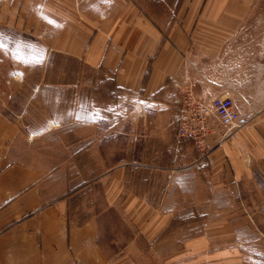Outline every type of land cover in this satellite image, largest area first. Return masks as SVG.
Wrapping results in <instances>:
<instances>
[{
    "label": "crops",
    "instance_id": "1",
    "mask_svg": "<svg viewBox=\"0 0 264 264\" xmlns=\"http://www.w3.org/2000/svg\"><path fill=\"white\" fill-rule=\"evenodd\" d=\"M0 25L32 36L44 51L45 66L64 61V72L43 74L39 84L60 89L49 90L53 105L68 100V118L51 121L46 129L86 132L70 143L60 141L66 157L71 160L74 146L82 153L94 144L104 146L105 118L95 99L102 83L122 94L111 95L113 104L107 106L116 141L124 109L143 116L141 122L155 136L144 137L146 142L160 148L151 156L156 160L147 166L151 170H134L129 131L128 158H116L107 170L103 166L90 175L103 183L106 204L135 231L117 254H107L111 245L102 239L99 216L90 212L79 220L70 214L71 179L89 174L73 173L61 160H38L17 123L0 115V264H137L142 257H199L198 244L216 246L223 235L211 230L177 249L165 248L170 239L162 234L176 209L168 204L169 194L192 193L195 208L215 209L196 205L212 202L198 197L197 179H211L204 183L211 194L229 192L264 163V0H0ZM186 84L206 102L230 98L249 122L224 136L225 129L211 119L208 155L201 157L191 142L180 140L177 152L169 154L173 164H164ZM132 126L136 129L137 121ZM94 127L102 132L97 139L89 136ZM184 156V165L193 166L179 169L175 163ZM136 172L149 179L143 190L134 183ZM185 176L194 179L191 192L176 180ZM138 234L149 246L138 244Z\"/></svg>",
    "mask_w": 264,
    "mask_h": 264
},
{
    "label": "rangeland",
    "instance_id": "2",
    "mask_svg": "<svg viewBox=\"0 0 264 264\" xmlns=\"http://www.w3.org/2000/svg\"><path fill=\"white\" fill-rule=\"evenodd\" d=\"M158 7L160 8V6ZM151 14L156 17L155 13ZM44 60V51L32 36L18 33L14 29L0 25V115H4L17 123L20 133L25 137V142L30 143L29 145L32 146L29 147L31 151H36L35 155L38 160L48 161L49 164H56L57 160H61L59 163L61 167L69 166L73 173L78 175L89 174V176L81 175L71 179L70 214L79 220L89 215L90 212L97 214L102 224V239L106 246L111 245L106 253L115 255L122 249L121 247L130 241L135 231L132 223L124 215L106 204L103 183L99 178L90 175L101 172L103 166L107 170L115 164L113 160L116 158H128L130 153V147L128 146L129 131L133 135L131 136L130 157L135 160L133 162L137 165L132 167L134 170H151L147 166L156 161L151 160V156L155 157V152L159 151L160 148L157 147L156 142H146V137L147 139L148 137L154 139L155 136H151L150 127L143 125V122H141L143 116L139 114L130 115L128 110L124 109L121 110V134L118 136L120 137L119 140L116 141L112 129L113 115L111 109L107 106L113 104L111 95L116 97L120 93L114 90L115 88H112V86L108 88L102 83L100 88H96L95 99L98 103L97 106L101 105H99L101 107L100 111L105 118L104 134L106 138L104 146L94 144L86 147L84 153L81 152L82 147L80 145L74 146L73 152H70L72 153L71 160L69 156L66 157L68 153H65V147L60 145V141L70 143L71 140L80 139L83 133L86 132L81 129H46L47 126L52 124L51 121H65L69 115L66 113L65 106V103H68L67 98L62 99L63 104H60V106L53 105L54 100L49 90L53 91L52 89L55 87L44 86L43 83L39 84L43 74H60V72H64V61L62 60L63 64L55 61L56 66L49 68L44 65ZM66 69L68 71L69 68ZM76 69L71 65V73H75ZM101 73L98 74L102 75L103 73ZM36 88L40 89L41 93L33 94ZM55 89L59 92L58 87ZM111 89L112 93L109 94L108 91ZM100 90L102 91L101 94H99ZM136 121L137 126L134 130L132 129V123ZM177 123L169 133L168 155L163 160L164 164L171 160L169 154L172 150L177 152V142L181 140L177 137ZM101 134L102 132L97 131L95 127L89 130V136L94 135V139H97ZM185 141L191 142L193 144L191 146H194L192 140ZM205 149L206 155H208L206 142ZM182 152L187 155L190 150H183ZM201 154L200 152V156ZM186 159L187 156H184L182 161L175 163V166L180 169L182 166L192 165L190 163L184 165ZM145 176V173L136 172L133 179L134 183L142 190L148 185L147 180L149 179L146 180ZM176 180L186 185V192L196 189L192 177L185 176L183 179ZM197 181L200 193L198 197L210 198L212 202H200L196 205H213L216 208H195L193 202L189 201L192 198V193L187 195H181V193L169 194L168 204L173 208L176 207V209L174 210L175 216L162 234V237H169L170 239L168 247L165 248L169 250L177 249L182 241L186 242L195 237H205L207 232L211 230H216L223 235H218L216 246L210 245L206 248L205 245L198 244L195 249L198 251L199 257L196 256L197 254L179 259L142 257L136 258V263L264 264V163L254 171L253 178L239 181L229 192L211 194L210 187L204 185L211 179L204 177L197 179ZM204 189L207 191L204 192ZM137 238L139 245L149 246L144 241L142 234H138ZM177 260L178 262H176Z\"/></svg>",
    "mask_w": 264,
    "mask_h": 264
},
{
    "label": "built area",
    "instance_id": "3",
    "mask_svg": "<svg viewBox=\"0 0 264 264\" xmlns=\"http://www.w3.org/2000/svg\"><path fill=\"white\" fill-rule=\"evenodd\" d=\"M209 118L225 129L224 136L249 122V118L240 117L230 98L219 97L206 102L197 98L191 85L186 84L181 91L177 137L181 140H192L196 149L202 153L201 157L206 156V136L211 132Z\"/></svg>",
    "mask_w": 264,
    "mask_h": 264
}]
</instances>
